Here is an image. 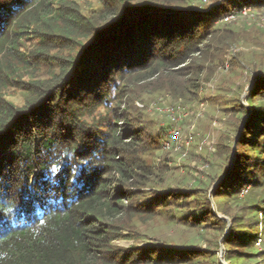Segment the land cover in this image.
<instances>
[{"label": "trees", "instance_id": "trees-1", "mask_svg": "<svg viewBox=\"0 0 264 264\" xmlns=\"http://www.w3.org/2000/svg\"><path fill=\"white\" fill-rule=\"evenodd\" d=\"M132 3L102 0L96 16H86L70 0H0V264H221L215 249L197 250L194 242L181 247L158 240L137 248L115 243L125 230L139 236V222L155 220L166 208L167 221L183 219L196 239L216 230L212 245L221 239L246 249L238 253L256 254L264 78L249 92L250 107L237 104L240 121L230 138L235 156L230 150L220 171L210 174L221 179L212 197L225 198L217 210L203 187L159 189L166 173L147 158L160 143L138 114L114 109L123 91L137 99L142 85L155 78L156 90L191 97L201 87L206 62L226 40L215 21L251 1L227 0L188 14L183 0ZM23 38L37 41L25 51ZM44 67L48 77L18 85L26 90L27 105L4 98L15 73ZM261 74L256 71L251 82ZM100 107L109 110L97 121ZM249 151L257 152V168H249ZM218 211L231 221L228 233L229 221Z\"/></svg>", "mask_w": 264, "mask_h": 264}, {"label": "rangeland", "instance_id": "rangeland-1", "mask_svg": "<svg viewBox=\"0 0 264 264\" xmlns=\"http://www.w3.org/2000/svg\"><path fill=\"white\" fill-rule=\"evenodd\" d=\"M70 1L84 15L96 16L102 0ZM132 1L142 0H127L128 3H132ZM229 1L232 2V0ZM250 1L251 3L244 7L242 5L233 7L231 12L222 14L223 16L215 21V26H220L219 37L226 40L222 42L218 56L213 55L214 57L206 62L207 70L201 76V87L199 90L195 89V93H191V97L176 98L166 90H156L154 84L157 78H155L142 85L140 89L143 90L138 91L139 98L131 99L130 96L124 95L123 91L122 99L114 105L116 110L127 109V112L130 110L133 112V116L135 113L138 114V122L149 126L148 132H151L152 138H156L160 143L161 149L147 158L148 162L157 164L158 167L160 166V171L166 173L165 182L157 184V187L159 189L203 187L215 210H217V204L225 198L212 197V190L217 181L212 180L210 174L213 176L220 171L221 164L230 150H232V155L234 151L236 152V141L232 143L230 138H232L235 124L240 121L241 113H238L237 104L250 107L251 101H248V96L256 83L251 82L253 74L256 71L264 70V0ZM226 2L227 0H183L181 5L185 6L184 12L188 14L193 9L207 12ZM244 8H247L246 13ZM36 41L34 38H23L21 45L25 51H29ZM29 71H25L26 74L22 75L15 73L14 79L10 80L11 84L9 82L10 86L3 91L4 98L19 107L28 104L26 90L18 87L20 82H25L28 85L29 79L35 76L41 80L43 77L49 76L46 67L44 70ZM186 81L187 76H185ZM121 84L124 86L126 80ZM129 86L137 88V85L133 83ZM168 105L186 108L189 114L174 120L166 109L164 110ZM108 110L104 107L96 109V120L105 116ZM91 120L93 118H90V122L93 124L94 122ZM243 126L241 124V129ZM175 128L181 130V134L177 138L173 131ZM191 136L192 138H190ZM167 140L171 142L172 146L167 145ZM256 153L249 151L248 157L245 158L251 169L257 168L254 165L260 162ZM258 154L264 156L262 152ZM256 172L258 173V171ZM33 176L31 175L30 179H33ZM200 182L203 183L200 184ZM261 184H263V180ZM248 188V186L245 187L241 195H245ZM261 191L263 192L260 203L263 210L258 217L261 223L257 227L256 238L261 236L263 242L261 245L255 243L257 246L253 249L255 255L238 253L246 249L234 245L225 246L221 239H219L218 245H212V240L219 235L216 230H210L208 233L202 231L203 235L196 239L195 236L198 233L192 231L188 226L182 225L181 220L183 219L175 225L167 221L169 214L167 208L163 209L156 219L149 223L138 221L139 236L135 233V236H128V231L125 230V234L116 239L115 243L122 247L137 248L148 243H156L158 240L181 247L185 243L194 242L197 250L215 249L216 260L221 264H264V185L261 186ZM251 192L252 190L250 194ZM218 215L229 221V227L226 229L228 233L231 228L229 217L222 211H218ZM184 217L192 220L188 215ZM204 264L214 263H211V259H209V262H204Z\"/></svg>", "mask_w": 264, "mask_h": 264}, {"label": "built area", "instance_id": "built-area-1", "mask_svg": "<svg viewBox=\"0 0 264 264\" xmlns=\"http://www.w3.org/2000/svg\"><path fill=\"white\" fill-rule=\"evenodd\" d=\"M243 10H245V13L247 12V8H244ZM165 109L167 113L171 116V118L174 120H177L178 118H182L183 116H187L189 114V111L186 108H182L180 106L168 105L166 106V108H164V110ZM173 131L175 133L176 138L179 137V135L181 134V130L179 128H175ZM190 138H192V136ZM190 141H188V143H190ZM167 145L169 147L172 146L171 142L169 141H167ZM256 242L258 245H261L263 242V238L259 236Z\"/></svg>", "mask_w": 264, "mask_h": 264}, {"label": "water", "instance_id": "water-1", "mask_svg": "<svg viewBox=\"0 0 264 264\" xmlns=\"http://www.w3.org/2000/svg\"><path fill=\"white\" fill-rule=\"evenodd\" d=\"M153 11H154V10H152V11H146V12H143V13H140V14H137V15L130 16V17L128 18V20L131 19L132 17H136V16H140V15H145V14H148V13L153 12ZM259 76H260V75H258L257 78L253 81V84H254L256 81H258V80L264 78V75H263V74H261L260 77H259ZM233 156H235V151H234V153H233ZM220 180H221V179H219V180L216 182V184L219 183ZM216 184H215V185H216Z\"/></svg>", "mask_w": 264, "mask_h": 264}]
</instances>
